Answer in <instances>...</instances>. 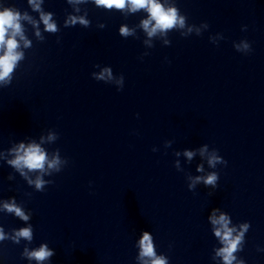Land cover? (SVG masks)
<instances>
[{"label":"water","instance_id":"water-1","mask_svg":"<svg viewBox=\"0 0 264 264\" xmlns=\"http://www.w3.org/2000/svg\"><path fill=\"white\" fill-rule=\"evenodd\" d=\"M161 3L183 26L149 36L145 9L0 0L29 17L0 82V204L28 219L0 206V264H38L24 252L41 244L39 264H141L143 231L166 264H224L213 209L247 225L232 264H264V0ZM21 141L57 165L22 175L7 162Z\"/></svg>","mask_w":264,"mask_h":264},{"label":"clouds","instance_id":"clouds-1","mask_svg":"<svg viewBox=\"0 0 264 264\" xmlns=\"http://www.w3.org/2000/svg\"><path fill=\"white\" fill-rule=\"evenodd\" d=\"M94 2L97 6H103L106 8L115 7L117 9H122L127 7L130 11L145 9L148 13V17L141 23L149 36H152L158 30L163 32L175 25L182 27L184 23L183 18L177 15V11L174 7L165 6L161 3V0H94ZM29 3L33 8H39V0H29ZM50 15V13H41V20L43 21L46 30H55V24L50 20ZM21 19H29V17L26 14H21L13 8L0 7V82H6L10 78L14 66L22 57V52L17 50L18 41L16 37L23 40L25 46L29 44V41L25 39L22 32V25L20 23ZM77 19H79L81 23H87L83 18L77 17H70L67 22L75 23ZM120 32L122 34H127L128 29L122 26ZM106 73L110 74L109 69L107 68L99 73V76L104 77ZM10 151L14 153V156L7 162L18 169L22 175H26L24 169H39L44 171L45 163H47L48 168H53L58 163L56 158L47 160L44 150L35 142L25 144L21 141L14 148L10 149ZM192 154L193 153L190 151H185V155L188 157H191ZM217 159L219 158L210 156L209 164H213ZM197 170H199V165L197 166ZM196 179H200V177H197ZM215 180L216 175L214 173L209 174L204 178L206 184H211ZM29 183H34L36 188L39 189L44 181L37 176L34 181L29 180ZM0 206L19 216L23 220L28 219V216L14 202L4 201ZM216 211V209H213L209 216L211 223L215 226L213 228L214 235L222 242V247L216 250V255L222 258L224 264H232L235 260L233 253L238 248L242 239L243 230L247 225H241L240 231H237L235 226H229L230 221L226 214L220 213V215L217 216L215 214ZM233 233H235V235H233ZM5 236L6 233L0 228V239L5 238ZM21 237L31 240L30 226L14 230V236L12 239L18 241ZM138 243L141 264H166V257L163 255H157L154 251L151 235L148 231H143L141 233ZM24 254L27 255L29 259L34 258L39 264L40 261H43L52 255V250L46 245L41 244L39 248L32 249L31 251L25 249ZM237 264H243V261H237Z\"/></svg>","mask_w":264,"mask_h":264}]
</instances>
